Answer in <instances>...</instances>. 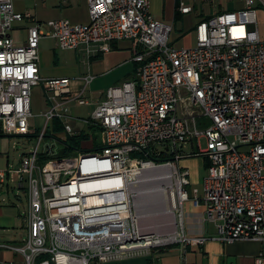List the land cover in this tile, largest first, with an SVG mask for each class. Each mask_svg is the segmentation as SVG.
<instances>
[{"label":"built area","instance_id":"built-area-1","mask_svg":"<svg viewBox=\"0 0 264 264\" xmlns=\"http://www.w3.org/2000/svg\"><path fill=\"white\" fill-rule=\"evenodd\" d=\"M240 1L243 7L235 12L202 19L195 45L176 47L174 27L153 17L151 0H88L87 24L38 23L31 13L16 11L13 0H0V137L38 140L17 169H0V186L13 174L28 196L27 236L2 248L22 256L24 264H99L148 257L156 246L175 243L257 241L263 248L255 263L264 264V37L259 20L264 0ZM179 10L187 15L193 7L182 3ZM23 22L28 23L27 42L17 45L10 33ZM45 36L63 50H85L89 58L111 52L121 41L132 43L134 76L110 87L77 129L68 104H92L87 94L94 77L83 75L76 93L70 80L42 78ZM42 83L51 89L52 106L43 115L44 126L36 128L31 92ZM203 118L211 125L199 130ZM55 119L64 128L60 143L80 135L86 124L102 128V147L85 149L87 140L79 156H60L53 145L41 151ZM202 139L206 149H201ZM186 145H191L189 155L198 145L197 153L210 161L203 195L198 189L192 194L215 226L211 238L188 237L184 231L191 181L190 171L178 162ZM149 149L175 154L176 160L156 163L134 156ZM146 165L170 168L176 183V231L171 225L163 235L168 238L159 241L141 226L131 192ZM41 256L47 257L39 261Z\"/></svg>","mask_w":264,"mask_h":264},{"label":"crops","instance_id":"crops-1","mask_svg":"<svg viewBox=\"0 0 264 264\" xmlns=\"http://www.w3.org/2000/svg\"><path fill=\"white\" fill-rule=\"evenodd\" d=\"M13 2L16 11L31 13L38 23L46 24L50 21L57 20H68L73 24H87L90 22L88 0H13ZM180 3L182 4V2ZM239 3L240 9L243 7V2L239 1ZM176 4L177 0H151L150 8L151 14L157 21L172 25L174 31L177 29V24L184 23L185 18L190 15H184L179 10L181 19L176 21ZM198 23L189 26L185 34L189 30H192L195 35V29ZM182 32H184V29ZM10 34L17 45H25L28 36V23L23 22L16 24ZM177 39H180V37ZM133 56L134 52L130 41L116 43L111 52L89 58L86 56L85 50H63L58 46L56 40L45 36L40 42V74L45 80H70V90L72 93L81 90L83 86L81 77L83 75L90 73L94 77L87 94L88 98L93 101L92 104L89 106H79L75 102L68 104V106L72 108L73 116L77 120L74 125L76 128H79L82 127L81 120L88 119L97 102L104 97L106 91L110 87L118 85L134 76L137 64L133 61ZM35 87L33 97L35 94L37 98H39V102L35 103V109L37 110V114H35L32 108L31 92V109L35 115L32 124L36 128H40L45 124L43 115L46 114L52 106L50 100L52 92L45 83ZM79 109L88 110V112L83 116H75L74 112ZM52 131L58 135H65L63 131L57 130V125L54 121L52 123ZM26 137L29 138L30 136ZM60 139V141H62L64 137ZM191 152H185V155L178 164L181 168L190 171L189 179L191 185L189 187H191L192 190L198 189L201 197L203 195V182L207 173H205V171L204 174L201 173L198 159L196 157H189ZM0 155L3 154L0 153ZM0 158L4 157L0 156ZM20 163L21 161L18 166ZM204 163L206 169V160H204ZM0 169L13 170L15 168L11 167L7 157L6 165ZM12 177L13 174L10 180ZM19 188L24 190L20 185ZM190 196V199L184 204L185 234L188 237L211 238L216 236L215 226L206 221V209L204 205L195 206L193 203V194ZM24 229L26 237L27 230L25 224ZM25 237L18 240L15 245L21 244ZM262 248V243L257 241H239L233 244H224L216 240H209L202 246L177 243L171 248H157L153 250L152 255L148 257L136 256L99 264H150L151 260L155 261L157 264H229L228 260L230 257L236 258V264H251V262L252 264H256V258L262 251ZM0 260L24 264V258L20 255H16L12 251L10 254L0 252Z\"/></svg>","mask_w":264,"mask_h":264},{"label":"rangeland","instance_id":"rangeland-1","mask_svg":"<svg viewBox=\"0 0 264 264\" xmlns=\"http://www.w3.org/2000/svg\"><path fill=\"white\" fill-rule=\"evenodd\" d=\"M240 0H181L183 4L191 5L193 7V13L187 16L184 23L177 24V29L172 34V41L177 47H188L196 44V39L194 32L189 30L186 34L189 26L198 23L201 19L208 16H215L219 12H235L239 9ZM260 20V32L261 36L264 37V13L259 14ZM184 29V32L182 30ZM184 35H183V34ZM183 35V36H182ZM180 39H177L179 38ZM177 39V40H176ZM36 87L32 89V108L33 112L37 114L35 109V103L39 102V98L33 92ZM88 110L79 109L76 110L75 116L86 115ZM90 117V116H89ZM83 121V120H81ZM42 125V124H41ZM211 122L206 119L199 120V130H205ZM93 128V129H92ZM77 129V128H76ZM102 128L99 126H93L87 128L84 124L83 130H80V134L88 135L89 138L85 141V149L90 150L97 149L103 145V133ZM47 137L41 144L40 150L43 151L47 145L55 146L56 153L58 155L63 151L64 146L60 143V138L65 135L53 133ZM38 143L36 137H23V136H4L0 137V155L4 158H0V168L6 165V159L8 157L11 167L17 169L19 162L24 154L33 150ZM195 143V141H194ZM158 148H160L158 146ZM207 148V142L205 139L201 140V149ZM84 149V150H85ZM199 147L196 145L195 151L199 152ZM84 152V151H81ZM80 151L73 152L70 156H79ZM185 152H191V145H186ZM200 165V171L204 174L207 173V168L205 169V157H196ZM169 172L172 176L170 168L162 171L148 170L146 172L142 171L137 179V184H135L131 190L134 198V207L136 214L139 216V222L143 229L150 234H153L155 240L168 238V236H163L164 233L172 228L169 217L165 214L168 206V195L170 189L171 192L175 190L176 183L172 179H163L165 173ZM171 186V188H169ZM166 188V195L160 191V189ZM169 190V192H168ZM188 192L192 195V188L188 187ZM28 208V196L25 190L19 188L17 179L13 175L12 179L8 181L4 186H0V252H6L10 254L9 249L2 248L3 246H12L18 240L25 237V218ZM173 211V208H171ZM141 217V218H140ZM177 244V243H175ZM172 244V245H175ZM159 245V244H157ZM170 245V246H172ZM158 247L157 248H165ZM169 247V246H168ZM154 249V250H155ZM4 250V251H2ZM9 251V252H8ZM252 264V262H251Z\"/></svg>","mask_w":264,"mask_h":264},{"label":"trees","instance_id":"trees-1","mask_svg":"<svg viewBox=\"0 0 264 264\" xmlns=\"http://www.w3.org/2000/svg\"><path fill=\"white\" fill-rule=\"evenodd\" d=\"M180 0H177V4H176V21L181 19V13L179 12V8H180ZM212 16H208L205 17L203 19H210ZM137 68V65H136ZM55 124L57 125V130L58 131H63L64 128L60 122L59 119H55L54 120ZM93 129V128H92ZM33 137V136H30ZM89 138L88 135L85 134H80V135H76V136H66L65 140L62 142L64 149L63 151L60 153V156H70L73 152L79 150L82 151V147L84 144V141L87 140ZM99 149V148H97ZM97 149H93V150H97ZM134 156H138L143 158L144 160H152L155 161L156 163H166V162H170V161H175V154H170L167 152H161L158 153L155 149H149L143 153H136L134 154ZM203 156L202 154H199L197 152L192 153L191 155H189V157H201ZM206 160V168L208 169L209 165H210V161L205 158ZM174 247V245L169 247H165V248H171ZM162 250V249H161ZM47 256H41L38 260H43L45 259Z\"/></svg>","mask_w":264,"mask_h":264},{"label":"bare ground","instance_id":"bare-ground-1","mask_svg":"<svg viewBox=\"0 0 264 264\" xmlns=\"http://www.w3.org/2000/svg\"><path fill=\"white\" fill-rule=\"evenodd\" d=\"M151 169L157 170V169L153 168L152 166L146 165L144 167V169H143V172H146V171L151 170ZM171 177H172L171 174L169 172H167V173H165V176L163 177V179L166 180V179H170ZM169 188H171V186ZM171 190H172V188L170 189V192L168 190V192H169V195H168V206H169V209H167V211L165 212V214L169 217L167 220H169V223L171 225H173L174 231H176L175 216L173 214V211L171 210V208H173V203L175 201V197H174V194H173L174 192L171 193ZM160 191L166 195L167 189L166 188L160 189ZM138 218H139V216H138ZM156 243H159V242H156ZM143 245H146V244H143Z\"/></svg>","mask_w":264,"mask_h":264},{"label":"water","instance_id":"water-1","mask_svg":"<svg viewBox=\"0 0 264 264\" xmlns=\"http://www.w3.org/2000/svg\"><path fill=\"white\" fill-rule=\"evenodd\" d=\"M229 264H236V258L235 257H230L228 260Z\"/></svg>","mask_w":264,"mask_h":264}]
</instances>
